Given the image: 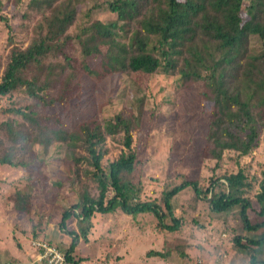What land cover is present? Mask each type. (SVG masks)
I'll return each mask as SVG.
<instances>
[{"label":"trees","instance_id":"obj_1","mask_svg":"<svg viewBox=\"0 0 264 264\" xmlns=\"http://www.w3.org/2000/svg\"><path fill=\"white\" fill-rule=\"evenodd\" d=\"M84 4L86 0H28L24 15L28 18L35 12L42 19L27 46L12 47L0 80L1 96L21 89L45 106L66 102V92L75 94L85 82L116 72L178 75L179 83H204L212 107L209 156L217 161L216 166L225 150L244 156L255 148L264 123V0H103L81 10ZM95 6L107 13L106 19L94 16ZM81 14L85 19L77 31L69 32ZM0 20L10 32L8 18L0 15ZM253 37L260 40L259 51L253 48ZM96 56H100L99 65L93 66L91 58ZM60 84L58 94L53 95L51 91ZM7 111L20 115L23 122L0 124L13 142L0 155V165L26 167L28 163L16 156L24 150L21 147L40 145L46 151L63 143L75 179L85 175L97 185V195L85 185L79 200L62 213L60 228L71 237L64 251L65 264L83 262L74 251L81 238L88 240L96 213H149L158 219V230H179L183 220L176 215L174 198L188 188L196 198L207 201L213 213L228 215L239 209L247 235L234 236V243L248 252L251 264H264L258 258L264 251V219L253 221L250 216L254 205L247 192L252 184L242 169L212 176L205 185L199 178L182 176L162 191L161 199H145L141 185L135 188L131 177L137 163L133 131L140 116L118 112L102 122L91 117L70 128L32 105L8 107ZM120 135L124 149L105 168L107 138ZM79 149L86 154H79ZM85 161L88 168L82 166ZM260 188L257 213L264 215V175ZM24 191L16 190L11 199L16 209L28 213L31 197ZM72 218L78 220V230L68 228ZM147 254L169 256V252L153 249Z\"/></svg>","mask_w":264,"mask_h":264},{"label":"rangeland","instance_id":"obj_2","mask_svg":"<svg viewBox=\"0 0 264 264\" xmlns=\"http://www.w3.org/2000/svg\"><path fill=\"white\" fill-rule=\"evenodd\" d=\"M27 2L0 0V15L8 18L12 29L9 32L5 22L0 20V80L12 47L27 46L36 24L42 19L35 12L28 18L24 15ZM102 2L86 0L81 10ZM94 16L106 19L108 15L95 6ZM84 19L82 14L79 15L69 32L75 33ZM9 35L12 36L11 41ZM252 45L256 51L261 49L257 37L252 38ZM78 51L76 55H79ZM99 61L100 56L91 58L93 66H98ZM81 72V69L78 70V75ZM178 80V75L165 73L150 76L143 71L116 72L100 80L85 82L75 94L66 92V102L58 100L45 106L18 89L11 94L0 95V124L8 120L23 122L20 115L7 111V108H26L30 105L42 115L57 116L70 128L91 117L102 122L118 112L140 116L135 120L136 129L133 131L137 163L131 177L135 188L141 185L143 198L161 199L162 191L180 182L182 176L199 178L205 185L212 176H223L242 169L252 184L247 192L254 205L250 216L253 221L263 220L264 215L257 213L261 206L256 195L261 190L260 182L264 175V123L260 124L256 146L249 154L241 156L235 150H225L216 166L217 161L209 156L212 107L206 97L204 83L199 80L183 84ZM60 88L61 84L51 93L57 95ZM11 144L13 142L8 139L5 127L0 126V155ZM21 148L24 150L17 153V159L26 161L28 166L14 168L0 165V176L13 177L19 183L15 188L30 194L32 207L26 216V230L30 238L34 232L37 240L45 238L65 251L68 246L61 237H71L60 228L62 213L79 200L85 185L93 195H97V185L85 175L75 179L71 162L66 156L67 146L63 143H55L46 151L40 145ZM106 148L108 153L102 161L105 168L124 149L121 135L116 138L109 136ZM78 153L86 154L82 149ZM87 165L85 161L82 166ZM13 196L9 195V200L12 201ZM174 204L176 215L183 220L177 231L158 230V219L149 213L137 216L121 210L109 214L96 213L88 240L80 239L74 255L85 259L81 264H184L191 261L193 264H208L205 258L209 257L213 264H250L248 252L239 249L233 240L234 236L247 235L239 209L228 215L213 213L207 201L196 198L192 188L179 193L174 198ZM68 228L78 230V220H69ZM152 249L169 252V256H150L147 253ZM189 250H192V258L187 257ZM203 250L209 253L204 252L207 254L204 256ZM197 252L201 256L196 255ZM261 257L264 258V253Z\"/></svg>","mask_w":264,"mask_h":264},{"label":"crops","instance_id":"obj_3","mask_svg":"<svg viewBox=\"0 0 264 264\" xmlns=\"http://www.w3.org/2000/svg\"><path fill=\"white\" fill-rule=\"evenodd\" d=\"M18 184V181L13 177L8 175L0 176V264H10V262L12 264H45L39 260V249L35 245L37 237L34 235V232H32L33 237L31 236V238L29 233H27V213L16 209L13 201L9 200L8 196L20 189L17 187L15 188V185ZM223 235L227 236L226 233H223ZM61 239L67 246L69 245L70 239L68 236L63 235ZM204 252L203 250L202 255L204 256L207 255H205V253H209L208 251ZM187 253L191 258L193 257L191 254L192 250H189ZM198 253L199 252H197L196 255L201 256V253ZM262 253H264V251L258 255V258L264 260V258L261 257ZM8 257H11V259ZM205 259V262H208V264H213L210 257ZM84 260L83 262H85ZM227 263L228 262H226V264ZM184 264L193 263L191 261V263L184 262Z\"/></svg>","mask_w":264,"mask_h":264},{"label":"built area","instance_id":"obj_4","mask_svg":"<svg viewBox=\"0 0 264 264\" xmlns=\"http://www.w3.org/2000/svg\"><path fill=\"white\" fill-rule=\"evenodd\" d=\"M35 245L39 249V260L45 264H65L66 256L56 244L46 239H38Z\"/></svg>","mask_w":264,"mask_h":264}]
</instances>
